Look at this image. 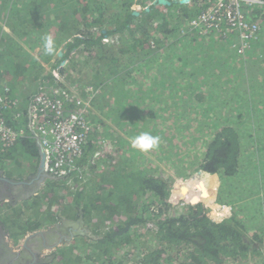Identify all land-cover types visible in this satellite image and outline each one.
<instances>
[{"label":"trees","instance_id":"16d2710c","mask_svg":"<svg viewBox=\"0 0 264 264\" xmlns=\"http://www.w3.org/2000/svg\"><path fill=\"white\" fill-rule=\"evenodd\" d=\"M168 1L0 0V121L17 135L10 144L0 139V170L22 178L21 161L36 168L38 148L29 129L36 95L52 98L61 88L90 105L78 170L47 180L17 209L22 234L80 215L98 236L94 242L77 237V247L62 256L75 254L58 264H77L79 254L88 264H114L133 250L141 264H221L225 258L264 264V33L238 55L237 34L201 35L188 26L208 0ZM134 4L142 6L136 15ZM256 14L246 10L249 18ZM46 36L56 51L64 44L70 71L60 67L56 51L45 53ZM50 63L52 71L45 68ZM79 65L87 83H74ZM55 69L80 94L58 85ZM143 132L160 137L157 149L130 147L129 138ZM162 167L179 177L192 167L216 175V203L229 207V217L212 222L200 203L173 208ZM80 173L91 179L70 191L65 183ZM41 216L42 222L29 223ZM147 222L157 231L144 255L136 237Z\"/></svg>","mask_w":264,"mask_h":264},{"label":"built area","instance_id":"2783aa9c","mask_svg":"<svg viewBox=\"0 0 264 264\" xmlns=\"http://www.w3.org/2000/svg\"><path fill=\"white\" fill-rule=\"evenodd\" d=\"M248 9H256L261 15L249 18L246 15ZM188 26L201 35L217 33L226 37L228 34H237V42L233 47L238 55H245L251 42L259 33H264V0H215ZM53 96L48 97L46 92L35 96L30 107V126L45 153V171L52 177L62 179L69 177L74 169L78 170L75 160L91 128L87 119L90 105L61 88L54 89ZM69 103L74 106L70 108ZM16 137V133L9 131L0 121V139L10 144ZM200 172L203 171L197 173ZM212 212L214 220L219 222L230 215L229 207L223 205L216 206Z\"/></svg>","mask_w":264,"mask_h":264},{"label":"rangeland","instance_id":"374dc122","mask_svg":"<svg viewBox=\"0 0 264 264\" xmlns=\"http://www.w3.org/2000/svg\"><path fill=\"white\" fill-rule=\"evenodd\" d=\"M147 6H149V5H147ZM141 8H142V6H139L137 4H134L132 6V9H134L135 12L140 11ZM112 40H114V38H111L109 40L107 39L106 41H104V43H107V42L110 43V42H112ZM39 49H40V47H38L34 51L32 50L33 52L31 51V54L34 57H37L38 53H39ZM59 52L61 53V56H58ZM63 52H64V44L62 46H59L58 50L56 51L55 57L62 59V62L60 63V67H64V68L67 67V71H70V67L71 66H68L69 65L68 64V60L67 59L63 60V58H62ZM75 57H77V56H75ZM52 61L54 62V61H56V59H53ZM52 63L45 65L46 70L52 71L51 66H50ZM52 74H53V77L56 79L58 85H63L65 88L71 89V90L76 91L77 93H79L78 89L75 88V84L74 85L73 84L70 85V82H68V81L66 83V80H65L64 76L60 75V73H59V71L57 69H55L52 72ZM74 76H75L74 83H76L77 79H79V81H85V83H87V81H88L86 73H85V68L83 66H81V65H79L78 68L77 67L75 68V75ZM88 90H89V88H88ZM181 158L183 159L184 156L181 155ZM8 166L12 169V171L15 170V168H14V167H16L15 164H13V163L11 164L10 163V164H8ZM30 166L31 165L21 161L20 168H21V171L23 172V175L25 174V172L29 173V172L34 171V165H33V169H31V170H30ZM36 166H37V164H36ZM189 171L191 173H189L188 176L182 175V177H179V176L174 175V173L171 174L164 167H162V169L160 170V172L162 174V177L164 178V180L168 181V183H171V192H170V197L168 199V202L171 204V206L173 208H177V209H180V210H181V208H184L187 204L200 203L207 210L208 218L212 222L219 223V221H215L214 220L215 218H214V215H213V212H212V210L215 209L216 206H222V204H217L216 203L217 188H218V185H219V180H218L217 176L216 175L207 174L205 172L197 173L198 171H196V168H193V167ZM189 171L186 170L185 172H189ZM9 174H11V173H9ZM9 174L5 173V175H7V176H10ZM13 174H11L13 177H17V174L19 175L20 173L13 172ZM88 179H91V174H86V173H82L81 174L80 173L76 177L75 180L69 179L65 183V186H67L70 191H74L77 188L83 187L85 183H88V181H89ZM43 187H44V184H43ZM39 191H38V193H39ZM59 199H60V202L64 201V200H62V198H59ZM192 199L195 200L194 201L195 203H191L190 202ZM18 205H20V204H18ZM223 206H226V205H223ZM226 207H228V206H226ZM55 209H58V207L55 206ZM24 216H26V214ZM26 219H27V217H26ZM43 219H44L43 216L39 217L38 219L37 218H30L29 219V223H31V225L38 224V223L42 222ZM156 231H157V228L151 222H147L144 225L143 228H140L137 231L138 235L136 237V240L138 241V243H140V246L143 249L144 255L147 253L148 249L151 250V249L154 248L153 245H151V244L155 241L154 240V238H155L154 235H155ZM96 237H98V236H96ZM77 240H78V238L75 237L70 242L63 243L60 246H58V247H60L58 252L61 251V253L57 252V255L55 253V259H53L50 264H58L59 262H61V263L69 262V255H70L71 251H73V249L70 250V253H68L66 255H63V256H62V252L66 253L65 249H67L71 245H73V247L74 246L77 247V245L79 244V241H77ZM84 240L85 241L94 242L97 239L96 240H94V239L90 240L88 238H85ZM14 242H16V240L13 239V243ZM84 247L87 248L88 246L84 245ZM73 253L75 254L74 251H73ZM170 253H171L170 257L174 258V250L170 251ZM74 254L71 256L72 258L74 256ZM76 254H79V253H76ZM119 254L123 255L121 252H119ZM117 256H119V255H114L112 253L110 257H117ZM86 257H87V255L82 257L79 254L75 258V260L77 261V264H88L87 263L88 261L86 262V260H87ZM161 258L164 259L163 257H161ZM114 260H115L114 264H141L142 263V261L139 258H137V256L135 255V251L134 250L132 251V253L130 254V256L128 258H125V256H124L123 259H117L116 258ZM173 261H175L174 264H176V263L180 264L181 263V260L175 259ZM222 261L223 262L221 264H238L236 262H239V260H234V259L230 260L228 258H225ZM159 262L162 263V264H166V262H163V260H161ZM168 262H170V261H168ZM244 262L245 263H243V261H242L243 264H261L260 263L261 259L254 260V259L251 258V259H249L247 261L244 260Z\"/></svg>","mask_w":264,"mask_h":264},{"label":"water","instance_id":"95a60500","mask_svg":"<svg viewBox=\"0 0 264 264\" xmlns=\"http://www.w3.org/2000/svg\"><path fill=\"white\" fill-rule=\"evenodd\" d=\"M187 0H183L186 3ZM162 5L169 4L168 0H153L151 5ZM145 10H149V6L145 7ZM137 14V12H133ZM61 56V53H58ZM30 113V110H29ZM32 134L35 137L36 146L38 148V165L36 167V173L34 175H28L25 180L12 179L1 176L0 172V203L7 201L9 203H15L28 199V197L36 195L43 186L45 180L52 179V176L48 175L45 171V153L37 138L35 131L29 126ZM192 199L190 202L195 203ZM34 241L37 240L39 245L43 249H53L60 246L63 243L70 242L75 237H85L88 239H98L91 231L90 228L86 227L82 216L76 220H62L58 224H54L50 229L46 231L35 232L33 235H29ZM28 237V238H29ZM26 248V245H23Z\"/></svg>","mask_w":264,"mask_h":264},{"label":"flooded vegetation","instance_id":"af4514ba","mask_svg":"<svg viewBox=\"0 0 264 264\" xmlns=\"http://www.w3.org/2000/svg\"><path fill=\"white\" fill-rule=\"evenodd\" d=\"M0 172L1 176L6 178L25 180L28 175H34L36 173V168H34V171H32L33 173L25 172V174L22 175V178L7 176L2 171ZM47 180H45L44 184ZM33 196L28 197V199H32ZM23 201H18L15 203L4 201L0 203V264H50L52 260L55 259V253L57 255L60 247L45 250L41 247V245H39L37 240L34 241L31 237H29V235H33L35 232L39 231H46L54 224H58L62 220H66V218L59 217L55 222H50V224L46 226L36 227L31 231L27 229L25 230V233L22 234L21 230L25 225L21 224L22 216L17 214V209L21 206L18 204L23 203ZM77 218H79V215H77L75 218L68 219L76 220ZM14 222L15 225L20 222L18 227L20 231L15 227L13 224ZM13 239L16 240V242L13 243ZM23 245H26V248H24Z\"/></svg>","mask_w":264,"mask_h":264},{"label":"clouds","instance_id":"9594fccd","mask_svg":"<svg viewBox=\"0 0 264 264\" xmlns=\"http://www.w3.org/2000/svg\"><path fill=\"white\" fill-rule=\"evenodd\" d=\"M43 47L46 54H54L56 51L55 42L51 36H46L44 38ZM159 144L160 137L157 135H152L148 132H143L129 138L130 147L133 150L139 151L141 153H148L151 150H155L159 147Z\"/></svg>","mask_w":264,"mask_h":264},{"label":"crops","instance_id":"0c3cea01","mask_svg":"<svg viewBox=\"0 0 264 264\" xmlns=\"http://www.w3.org/2000/svg\"><path fill=\"white\" fill-rule=\"evenodd\" d=\"M189 1H190V0H189ZM214 1H215V0H208L207 3H208V5H209V4H212ZM201 11H202V10H201Z\"/></svg>","mask_w":264,"mask_h":264},{"label":"bare ground","instance_id":"6f19581e","mask_svg":"<svg viewBox=\"0 0 264 264\" xmlns=\"http://www.w3.org/2000/svg\"><path fill=\"white\" fill-rule=\"evenodd\" d=\"M1 171V170H0Z\"/></svg>","mask_w":264,"mask_h":264}]
</instances>
